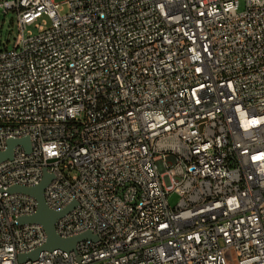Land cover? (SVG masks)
I'll list each match as a JSON object with an SVG mask.
<instances>
[{
	"label": "built area",
	"instance_id": "built-area-1",
	"mask_svg": "<svg viewBox=\"0 0 264 264\" xmlns=\"http://www.w3.org/2000/svg\"><path fill=\"white\" fill-rule=\"evenodd\" d=\"M0 264H264V0H0ZM33 28L35 34L30 31ZM50 180L60 239L12 187ZM178 197L168 205L169 194Z\"/></svg>",
	"mask_w": 264,
	"mask_h": 264
},
{
	"label": "water",
	"instance_id": "water-1",
	"mask_svg": "<svg viewBox=\"0 0 264 264\" xmlns=\"http://www.w3.org/2000/svg\"><path fill=\"white\" fill-rule=\"evenodd\" d=\"M17 146H21L25 149L26 152H29V143L27 138L9 140L7 141L6 150L3 153H0V162L7 159L8 160L11 159L12 150ZM49 180H50V176L44 173L41 182L35 187L32 188L12 187L9 189V192L11 193L24 194L26 196L32 197L36 201L37 203L36 213L31 217H22L18 221L20 225L35 224L41 226L46 236V241L43 247L30 254L20 255L19 256L20 262H23L25 260L35 259L37 254L41 251H52L58 249L64 252H70L74 250V246L76 245V243L80 241L92 239L89 233H83L76 237L67 238V239H60L56 236L54 232V225L56 221L60 217L65 215L71 208H73L74 203H71L64 210L60 212L49 211L43 202V191L46 185L48 184Z\"/></svg>",
	"mask_w": 264,
	"mask_h": 264
},
{
	"label": "rangeland",
	"instance_id": "rangeland-1",
	"mask_svg": "<svg viewBox=\"0 0 264 264\" xmlns=\"http://www.w3.org/2000/svg\"><path fill=\"white\" fill-rule=\"evenodd\" d=\"M61 1V0H56ZM30 31L35 34L33 28H30ZM18 31H17V24H16V17L13 13L9 12L7 14H3L0 11V49L6 48L11 49L14 45V42L17 38ZM168 205L173 208L177 202L178 197L177 195L171 193L167 197ZM227 264H235L233 259H229Z\"/></svg>",
	"mask_w": 264,
	"mask_h": 264
}]
</instances>
